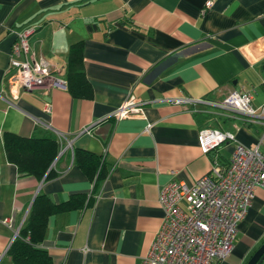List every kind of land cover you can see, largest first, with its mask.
<instances>
[{
	"label": "crops",
	"instance_id": "1",
	"mask_svg": "<svg viewBox=\"0 0 264 264\" xmlns=\"http://www.w3.org/2000/svg\"><path fill=\"white\" fill-rule=\"evenodd\" d=\"M205 2L0 0V263H9L6 251L40 193L57 204L93 197L90 206L48 217L40 246L52 264H140L164 215L160 189L172 180L191 183L214 164L225 167L239 143L255 145L261 122L205 103L173 102L221 101L245 90L254 107L264 104V0H213L207 9ZM28 27V58L45 61L51 78L65 84L49 78L14 95L11 47ZM77 42L88 86L75 97L66 88V65ZM204 128L234 139L204 153ZM5 132L56 139L55 177L19 174L6 158ZM74 150L99 158L105 177L97 185L74 162ZM263 242L258 187L218 264H245Z\"/></svg>",
	"mask_w": 264,
	"mask_h": 264
},
{
	"label": "built area",
	"instance_id": "2",
	"mask_svg": "<svg viewBox=\"0 0 264 264\" xmlns=\"http://www.w3.org/2000/svg\"><path fill=\"white\" fill-rule=\"evenodd\" d=\"M212 4L213 0H206L205 8ZM33 30L28 27L18 32L11 47L8 85L14 95L44 87L51 78L50 65L28 58V36ZM51 80L54 85L65 84L62 79ZM173 102L209 104L264 125V104L254 107L251 93L245 90L232 91L221 101L179 98ZM233 139L231 132L213 128L198 133L204 153ZM258 187L264 188V131L253 147L237 144L225 167L214 164L208 174L191 183L172 180L160 189L158 201L164 215L140 264H218L232 250L238 224Z\"/></svg>",
	"mask_w": 264,
	"mask_h": 264
},
{
	"label": "trees",
	"instance_id": "3",
	"mask_svg": "<svg viewBox=\"0 0 264 264\" xmlns=\"http://www.w3.org/2000/svg\"><path fill=\"white\" fill-rule=\"evenodd\" d=\"M82 42L70 46L66 65V88L73 96L85 93L88 81L85 78L82 61ZM6 158L17 167L19 174L33 176L38 180L51 179L56 173L51 164L59 151L54 138L22 137L5 132L2 137ZM74 162L94 182L105 175L99 158L94 154L74 150ZM92 195H72L61 203L52 202L46 195L37 194L26 219L6 251L7 264H52L48 252L40 244L44 238L47 219L50 215L92 205ZM4 264V263H0Z\"/></svg>",
	"mask_w": 264,
	"mask_h": 264
},
{
	"label": "water",
	"instance_id": "4",
	"mask_svg": "<svg viewBox=\"0 0 264 264\" xmlns=\"http://www.w3.org/2000/svg\"><path fill=\"white\" fill-rule=\"evenodd\" d=\"M264 262V242L252 254L250 259L245 264H262Z\"/></svg>",
	"mask_w": 264,
	"mask_h": 264
},
{
	"label": "rangeland",
	"instance_id": "5",
	"mask_svg": "<svg viewBox=\"0 0 264 264\" xmlns=\"http://www.w3.org/2000/svg\"><path fill=\"white\" fill-rule=\"evenodd\" d=\"M263 264H264V262H263Z\"/></svg>",
	"mask_w": 264,
	"mask_h": 264
}]
</instances>
